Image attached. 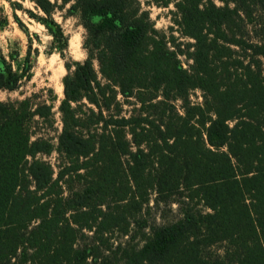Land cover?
Returning <instances> with one entry per match:
<instances>
[{
  "label": "trees",
  "instance_id": "1",
  "mask_svg": "<svg viewBox=\"0 0 264 264\" xmlns=\"http://www.w3.org/2000/svg\"><path fill=\"white\" fill-rule=\"evenodd\" d=\"M149 1L164 7L170 0ZM218 2L175 4L177 25L192 41L187 70L137 0H62L85 30L87 58L65 65L56 147L32 140L30 128L33 117H50V106L0 102V264H114L97 258L96 247L75 248L77 237L92 229L126 235L150 190L181 197L180 218L149 226L140 248L118 247L116 262L264 264V0ZM34 3L62 57L68 39L51 19L54 4ZM248 24L254 42L245 38ZM1 63L0 90L13 91L21 76ZM114 88L138 102V114L104 117ZM191 90L202 92L201 105L188 102ZM83 100L97 114L79 116ZM94 125L100 132L81 133ZM53 151L67 162L56 175L36 159ZM70 174L87 182L64 199L59 183Z\"/></svg>",
  "mask_w": 264,
  "mask_h": 264
},
{
  "label": "rangeland",
  "instance_id": "2",
  "mask_svg": "<svg viewBox=\"0 0 264 264\" xmlns=\"http://www.w3.org/2000/svg\"><path fill=\"white\" fill-rule=\"evenodd\" d=\"M137 1L141 11L147 12L149 20L157 32V37L163 38L167 49L176 52V58L181 67L188 70L191 61L185 55L187 50L185 44L192 41L182 35L177 25L178 15L175 4L179 0H170L169 4L164 7L157 6L149 0ZM212 1L217 6L221 5L218 0ZM51 2L54 4L51 19L59 25L64 36L68 39L62 57L53 45L51 36L39 22V19L45 18V16L37 9L34 0H0V68L2 67L1 62H4L6 66H10L14 73L21 76L15 90H0V102L16 105L27 101L28 107L32 110L39 105L50 106V117L47 119L33 117L30 128L33 133L32 140L42 138L50 141L56 147L57 137L62 129L61 114L58 108L63 100L62 81L67 74L65 65L82 63L87 58V50L83 48L86 33L78 16L70 14L68 12L69 5H64L62 0H51ZM254 28V25L248 24L245 36L246 39L253 42L256 41ZM175 46H179V49ZM93 68L97 72L99 82L106 85L105 80L98 72L99 67L96 61L93 62ZM114 90L115 99L111 101L108 110L103 109L104 117L128 118L138 114L140 109L138 102L133 98L126 101L117 93V89L114 88ZM146 96L148 95H145L144 98ZM202 96L200 90H191L188 92V102L194 106L201 105L203 103ZM172 105L179 114H182L181 101H172ZM76 109L83 119L89 114L90 109H93L97 114V110L85 100ZM145 111L149 112L151 116L154 115L153 109ZM100 127L101 125H94L87 130L81 129V133L85 135L87 132H100ZM36 159L51 165L55 175L67 164L66 160L55 151L50 155H37ZM82 173L80 172L81 175H83ZM86 182L87 179L84 176L67 175L59 183L61 196L64 199L71 198L85 186ZM148 195V202L142 206L141 211L132 214L133 216L127 219L128 232L126 235L114 229L98 235L94 229L91 231L82 230L75 242V248L96 247L98 248L95 250L97 258L108 256L112 261H115L114 264H121L116 262L118 257L113 256L118 247H142L150 233L149 226L176 221L180 218L181 210L184 208L183 199L178 195L158 196L153 190H150ZM193 204L195 201L191 203V205ZM197 209L205 211L200 203L197 205ZM124 225L126 226V223ZM214 251L220 252V247H216ZM87 264L93 263L88 260Z\"/></svg>",
  "mask_w": 264,
  "mask_h": 264
}]
</instances>
